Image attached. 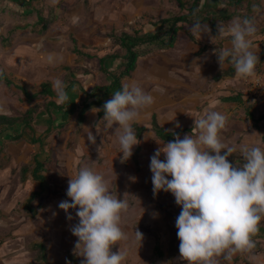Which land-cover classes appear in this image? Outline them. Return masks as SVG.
I'll list each match as a JSON object with an SVG mask.
<instances>
[{
  "label": "crops",
  "instance_id": "crops-1",
  "mask_svg": "<svg viewBox=\"0 0 264 264\" xmlns=\"http://www.w3.org/2000/svg\"><path fill=\"white\" fill-rule=\"evenodd\" d=\"M55 1L56 4H50L58 5L63 2V5L68 6L69 1L72 4L76 2V0ZM145 2L147 1L129 0L128 5L123 8L120 7L118 10L110 9L111 6L109 8L106 5H99V8L96 9L98 10V16H95L93 22H100L104 25V29L106 25L110 26L116 33L123 31L131 32L132 29L127 28L128 24L125 23H130L129 25H131V23L136 22L143 15L147 16L154 11V4H147ZM110 3L112 4V0H110ZM114 4L115 6L118 5L116 1H114ZM79 9L77 10L73 7L74 13H79ZM57 11L54 13L55 21L62 22L64 19L68 21L69 12H66L65 18H62L64 10L57 9ZM72 19L74 20L75 18L72 17ZM184 31L186 29L181 30L178 37L182 33L186 34L189 38V46L183 52L180 51L182 56L179 60L170 57V53L176 50V45L175 48L173 47L174 49L158 50L149 56L140 57L134 71L123 79V85L135 81L146 93L154 97V103L141 111L138 122L133 124V129L136 133V125L145 127L146 131L139 142L151 138L155 146L160 148L166 142L156 137L152 129L153 122H156L168 132L177 133L183 139L185 135L193 134L195 136L198 133L199 130H194L195 119L201 118L207 112L218 111L224 114L228 121L226 128L220 134L223 142L237 148L232 157L229 158V162L234 166L236 164L242 165L245 161L241 160V158L239 159L240 155H242L239 151V145L245 144L264 148V120H259L260 117H264V110L260 108L261 105L264 106V95L259 99L251 98L248 87L241 77H238L236 73L232 77L224 76L231 63L229 59H226L221 70L218 57L214 54L218 51L217 48L213 47L216 40L208 47L203 42V37H194L191 33ZM75 33H77L75 29L65 30L63 33H51L49 35L51 47H42L43 41L36 39V48L40 46L41 50L33 49L35 51L34 56L38 61L35 65V72L34 70H30L28 62L24 63V55L19 53V58H16L14 61L17 63H13V61H11L12 63L6 62L0 73H4L11 78L13 76L21 78L25 85H27L26 82H29L33 87L36 86L33 90L30 89L31 92L39 89L44 83L52 85L53 80L59 78L60 75L61 80L65 84L68 83L69 85V82L73 81V85L67 86L66 89L69 98L73 101V108L69 110V116L66 115V111L57 112L52 109L48 114L44 107H41L37 115L34 124L36 136L39 137L45 134L50 127V134L48 139H46L44 149L42 148L41 150L40 144L31 142L29 136H25L19 141H13L8 138V134L3 135L5 140H10L11 144H8L9 146L0 140V179L8 180L12 175L13 169L17 168L19 173L16 177L21 176L26 181V189H22L24 188L22 186L21 190L18 191L0 186V264H69V238L67 240L55 238L56 241L53 242V237H51L49 243H44L40 240L41 231L44 229L47 231L54 230L56 233L54 235H58L57 232L59 231H66V233L69 231L68 213L59 207V203L63 200L57 194H54L52 188H48L49 183L59 186L61 182H65L68 189L69 179L74 178L80 168L89 167L99 173L101 167L95 163L96 159L92 156L101 146H103L102 149L104 150L102 157H104V162L107 164L105 167L112 169L106 175L109 177L112 173H121V169L116 167L120 154L116 153L115 148L110 147V145H115L113 141L117 139L115 133L116 126L113 125L112 128H106L102 121L104 103L112 97L105 98L102 93H97L94 98H91L89 97V93H91L93 88L103 87L111 82L110 78L101 71L99 58L115 52H121L122 56L125 53L119 47L113 49L111 44L108 46L110 39H106V36H104L105 38H97L94 42L96 46L99 45L96 55L91 53L94 58H89L86 55L81 56L76 53L75 49L85 54H89L90 51H84L79 47L80 35H75ZM111 35L110 33L109 38H111ZM82 37L87 36L83 35ZM65 38L69 40V43L67 42L64 45L63 41ZM198 39L201 41H198ZM223 44L225 45L224 48L231 47V43L229 42H224ZM109 47L114 51L108 50ZM49 56L52 57L51 62L48 59ZM121 63L122 57L118 56L115 59H107L105 67L108 71L115 72L119 70H116V68H120ZM14 64L17 65L15 66ZM56 70H58V73ZM99 71H101L108 81L96 82L97 80L100 81V77L95 78L94 74L98 75ZM221 75L224 77H221ZM85 78L90 82L89 86L93 84L90 87L91 89H88L89 86L84 85L83 81L86 80ZM212 80L215 82L213 83ZM0 83L5 84L4 82ZM46 98L49 101L57 102L55 92L53 97L49 96ZM25 101L27 100L25 99ZM79 101H81L80 105H78ZM98 101H102L103 105L99 104ZM88 103L92 104L91 108L86 111L83 122H79V107ZM2 107H0V115H11L8 108L4 110V106ZM29 107L24 106L23 111L19 110L14 116H20ZM93 108L100 109L101 111L94 113L92 112ZM247 110H252L254 119H251L247 115ZM177 122L181 127H176ZM62 127H68L66 128L65 136L73 137L75 144H72V147L69 146V143H63V145L55 147L53 143L50 144L47 141H51L53 134H57ZM14 130L17 132V130L20 131L21 129L15 128ZM89 131L95 137V144L88 139ZM98 141L102 143L99 144L97 143ZM59 146L62 147L60 148ZM58 149L62 150L57 152ZM53 151L55 152L53 153ZM92 151L95 153L91 154ZM37 154H41L40 160L48 157L50 159L53 158L52 160H48L45 164L44 172L41 173V175L46 177L45 184H41L33 176V170L36 167L34 158ZM88 154L89 156L84 159V156ZM107 168H103L104 171ZM4 176L5 178H2ZM2 180H0V183ZM1 185H3V182ZM24 191H27V193L25 194ZM35 193L39 194L35 203L39 202V199L42 197H45V199L49 200V204L45 210H38V208L33 206L37 211L35 216H33L29 210L28 201L31 195ZM21 194L23 196L19 197ZM21 198L23 200L19 201L18 199L21 200ZM68 198L64 200L69 201ZM16 211L19 212L17 213ZM71 211L70 209L69 212L71 213ZM74 212L73 210L72 213ZM43 213L49 216V221L44 223L41 222ZM260 226L264 228V224L261 225L260 223ZM39 245H44L48 262L41 261ZM260 247V249L252 250L254 254L247 253L246 257L241 253V258H239V253H237L233 256L231 262L234 260L236 263L241 261L244 264H248V262L250 263V258L256 255L258 256L257 260H255L257 263L251 262V264H264V259H260L259 257H264V240L261 241Z\"/></svg>",
  "mask_w": 264,
  "mask_h": 264
},
{
  "label": "clouds",
  "instance_id": "clouds-1",
  "mask_svg": "<svg viewBox=\"0 0 264 264\" xmlns=\"http://www.w3.org/2000/svg\"><path fill=\"white\" fill-rule=\"evenodd\" d=\"M190 32L194 37H202L210 34L211 29L196 21L190 26ZM255 32L250 18L237 17L227 27L217 24L218 35L212 37V42L231 37L230 48L214 53L221 70L229 59L238 77H256L259 57L252 51ZM48 59L51 62L52 57ZM52 87L58 103L69 99L67 85L60 78L53 80ZM153 103L154 97L135 81L124 84L104 103L102 121L106 128L116 126L122 163L140 143L133 124L138 122L141 111ZM99 111L92 109L94 113ZM227 123L224 114L207 112L195 119L194 130H199L195 136L185 135L181 139L173 133L175 139L163 144L151 157L154 193L171 192L181 207L176 228L180 256L187 264H219L221 256L231 262L237 253H251L256 247L253 237L264 220V148L239 145L245 162L234 166L229 157L237 148L224 143L220 135ZM176 127H181L178 122ZM88 139L95 144L91 131ZM162 154L164 160L160 158ZM66 194L71 202L62 201L59 207L68 213L69 220L73 219L69 210H77L79 223L70 230L78 238L74 251L78 254L82 249L79 255L84 257L83 264H122L126 253L113 252L112 248L128 240L120 226L122 215L129 208L128 193L117 198L110 192L105 177L89 167H82L69 179ZM143 238L136 230L135 239L142 241Z\"/></svg>",
  "mask_w": 264,
  "mask_h": 264
},
{
  "label": "rangeland",
  "instance_id": "rangeland-1",
  "mask_svg": "<svg viewBox=\"0 0 264 264\" xmlns=\"http://www.w3.org/2000/svg\"><path fill=\"white\" fill-rule=\"evenodd\" d=\"M114 1L118 3L117 6H115ZM147 4H154V11L152 14H148L147 16L141 17L136 22L134 21L126 27L130 30L132 29H138L140 28V24L151 21L154 19H159L163 17H167L171 13H177L178 8L177 5L174 3L173 0H146ZM262 2V9L257 12V14L254 16L253 22L256 28V32L252 38V51L258 56L260 52L264 49V0ZM33 7H22L20 5V2L18 3V0H0V73L2 72L4 64L6 62L17 63L14 62L15 59L19 58V53H21L24 59V63L28 62V67L30 70H35V65L38 63L37 58L34 56L35 51L33 49H37L38 51L41 50V47L36 48V39H41L42 47L48 46L51 47L50 44V38L49 35L51 33H63L65 30L69 29H75L77 31L76 34L80 35L79 39V47L82 48L84 51H90V53H93L96 55V50H99V45L96 46L94 44L95 40L97 38H105L110 39L111 47L115 49V45L113 44L112 38H109L110 33H116L113 31V28L110 26H105V29L103 28V24L100 22H93V19H95V16L97 15L99 8V5H106L107 7L111 8L112 10H118L120 7H125L129 4V0H112V4L110 3V0H76L74 4L69 1V5L65 6L63 5V2L58 5H52L50 3L56 4L55 0H32ZM102 3V4H101ZM110 4V5H109ZM133 4V3H131ZM74 5V6H72ZM73 7L77 10L79 9V13H74ZM79 7V8H78ZM114 7V9H113ZM116 8V9H115ZM250 7H248L249 9ZM57 9L63 11L62 18H65L66 12H69L68 15V21H65V19L62 22H57L54 19L55 15L54 13L58 12ZM37 11H42L44 17L47 18L49 24L46 32H42V29L40 27H35L34 25L37 23ZM247 11V10H245ZM65 12V13H64ZM81 12V13H80ZM60 16V14H59ZM64 16V17H63ZM98 16V15H97ZM75 18L74 20L72 19ZM237 18V17H236ZM240 19H243L242 17H239ZM92 19V20H91ZM235 19V18H234ZM134 20V19H133ZM92 21V23H90ZM229 23V22H228ZM228 23L223 24L225 27H227ZM124 24V25H125ZM206 24V23H205ZM208 25V24H207ZM131 26V27H130ZM190 26H185L184 29H186L187 32H190ZM96 29V30H95ZM211 29V28H210ZM184 31V32H186ZM113 32V33H112ZM74 35V34H73ZM83 35L87 37H82ZM217 35L213 34L211 31L210 34H204L203 42L205 45L210 47L212 45V37H215ZM93 37V38H92ZM199 37V38H202ZM216 42H214L213 47L219 49H223L225 45L224 42L231 43V37L225 36L224 38H217L215 39ZM198 41H201L198 39ZM64 45L65 43H69V40L65 38L63 41ZM62 42V43H63ZM45 44V45H44ZM189 46V38L186 36V34L182 33L178 37V41L176 44V50L172 51L170 53L171 58H176V60H179L181 58V52ZM47 48V47H46ZM175 48V47H174ZM173 48V49H174ZM110 47L108 48V50ZM111 51H114L110 49ZM179 52V53H178ZM12 65V64H11ZM15 66L17 64H14ZM92 66V65H91ZM90 66V67H91ZM93 67V66H92ZM113 68V67H112ZM119 68H116L118 70ZM257 75L263 76L264 81V65L261 66V68L256 67L255 69ZM58 73V70H56ZM95 78L100 77V81L96 82H102V81H108L107 78L101 73V71L98 72V75L94 74ZM61 79V75L59 77ZM87 78V77H86ZM85 78V79H86ZM13 79L20 83V85H24L25 88L29 92L33 90L34 86L30 85L29 82H26L27 85L23 82L21 78H17L13 76ZM238 79V78H237ZM243 82L247 85L245 78H242ZM250 79V78H249ZM254 79V78H251ZM217 80V79H216ZM30 81V80H29ZM32 81V80H31ZM214 83L215 81L212 80ZM24 83V84H23ZM84 85L89 86L88 79L83 81ZM37 84V83H36ZM102 85V84H101ZM93 84H91L88 89H91ZM31 89V90H30ZM0 107L4 106L5 108H8L9 113L11 115L17 114L19 110L23 111L24 106H34L36 103L43 107L46 101H49L47 98H40L37 101L34 102H28L25 101V98L23 97V93L21 90H17L13 85L7 86L5 84L0 83ZM2 103V104H1ZM81 104V101L78 102V105ZM3 108V107H2ZM81 108V107H79ZM261 109L264 110V106H260ZM69 127V126H68ZM68 127H62L61 130L57 134H53V139L51 141L47 140L50 144H54L55 147L57 145H63V143H69V146L72 147V144L74 143L73 137H66V128ZM48 139V138H47ZM155 139V138H154ZM0 140L4 144H11L10 140H5L3 138V135L0 136ZM76 141V140H75ZM156 141V140H155ZM115 145L113 144L110 147L115 148L116 153L120 154V157L118 158V161L116 162V167L121 169L120 174L112 173L109 177L106 175V173L109 174V170H112L111 168L105 167L107 164L104 162V157H102V154L104 153V150L102 149L103 146L99 147V151L97 150L92 157L96 159L95 163L101 167V170L99 169V174H101L105 179H107L110 187V192L116 196L117 198H123V195L125 193H128L126 199L129 205L127 213L122 215L121 219V228L122 230L127 234L128 240L120 242V245H115L112 248L113 252L118 253L119 250L126 253V258L124 261H122V264H187L186 261L181 259L180 252H179V238L177 236L178 229L176 228V218L179 216L181 212V207L176 203L175 197L171 192H165L160 191L158 193H154L153 191V184H152V172L150 170V163H151V157L154 155L155 151L158 149L155 146L154 141L150 138L146 139L145 141H141L140 144L134 146L133 148V154L132 156L125 162H121V158L123 154L121 153V146L119 144L118 138L113 141ZM101 144L102 142H97ZM60 148L62 146H59ZM162 147V145H161ZM62 150V149H61ZM61 150H57V152H60ZM55 151H53L54 153ZM89 156H84V159ZM162 160L165 159L163 154L160 157ZM244 160L243 156L240 155L239 159ZM51 158L50 160H52ZM103 168H107L104 169ZM94 171V170H93ZM11 177L6 179H0L3 182V185L6 188L14 189V190H21V187L23 186L25 188V179L23 177H16V175L19 173V170L13 169L11 172ZM130 177H134L135 179L132 180ZM2 178H5L2 177ZM16 178V179H15ZM171 179V177H168ZM112 180V181H111ZM49 183V182H48ZM62 185V186H61ZM61 185H54L49 183L48 188H52L54 191V194H57L59 197L62 198L63 201L66 199L67 196V188L66 183L61 182ZM59 187V189H58ZM62 190V191H60ZM11 191V190H10ZM13 191V190H12ZM26 194L27 191H24ZM21 194L19 197H22ZM67 196V197H66ZM12 199V198H11ZM69 202H71L70 198ZM8 200V199H7ZM19 201H22L23 198L18 199ZM45 199V197H42L39 199V202H36L33 206L38 208V210H45L47 205L49 204V200ZM39 205H38V204ZM75 212L72 213L71 216L73 217L72 220H69V231L65 232H57L55 231H47L43 230L40 234L41 241L44 243H49L51 241V237H53L52 241L55 242L58 238L67 240L69 238V264H83L84 257L79 255L82 253V249L79 250V253H75V243L77 242L78 238L75 237L72 232L71 228L79 223V217L76 215V209H71ZM17 213L19 211H16ZM19 215V214H18ZM41 222H47L49 221V216L46 215V213H43ZM61 218V216H59ZM63 218V217H62ZM64 219V218H63ZM29 220V219H28ZM261 224H264L261 222ZM138 230L143 235L142 241H137L135 239V232ZM174 240V241H173ZM160 241L161 243V250L163 252V257L160 258L157 256V253L155 251L156 243ZM1 244V240H0ZM177 247V248H175ZM261 248V247H260ZM259 248V249H260ZM51 250V248H49ZM256 250V248H254ZM264 249V248H263ZM257 253V252H256ZM255 253V254H256ZM243 256L246 257L247 253H242ZM251 254H254L251 252ZM258 255V254H257ZM63 256V255H59ZM257 257L254 256L253 258H250L251 262L257 263ZM260 259H264L263 256H259ZM239 258H241V253H239ZM219 264H234L236 263L234 260L232 262L224 260V258L221 256L218 258ZM259 261V260H258ZM236 264H244L241 261H239ZM261 264V263H260Z\"/></svg>",
  "mask_w": 264,
  "mask_h": 264
},
{
  "label": "trees",
  "instance_id": "trees-1",
  "mask_svg": "<svg viewBox=\"0 0 264 264\" xmlns=\"http://www.w3.org/2000/svg\"><path fill=\"white\" fill-rule=\"evenodd\" d=\"M177 5L178 12L171 13L167 17L154 19L140 24V28L133 29L131 32L123 31L121 33H113L111 38L113 44L124 51L125 55H121V52H115L109 54L105 57L99 58L100 69L104 72L111 80L110 84L103 87L93 88L89 97L94 98L97 93H102L105 98H110L116 92L122 89L123 79L128 77L132 71L137 66V62L140 57L149 56L158 50H166L175 47L178 40V35L185 26L192 25L196 21H200L203 24H208L211 28L213 34L217 33V24H226L236 17L250 18L254 19V16L262 9V0H173ZM22 7H33L32 0H18V3ZM223 5V7H221ZM248 7H250L248 9ZM247 10V11H245ZM42 11H37L38 21L34 25L35 27H40L42 32H46L48 28V20L44 18ZM75 42V40H73ZM76 53L81 56H87L89 58H94L91 53L85 54L78 49H75ZM119 53V54H118ZM122 57V63L118 71H108L105 67V62L107 59H115L116 57ZM96 57V56H95ZM264 64V49L261 51L259 56V61L256 67L261 68ZM235 68L231 64L229 69L224 73V76H234ZM221 75V77H224ZM0 82H4L7 86L13 85L17 90H21L25 99L29 102H34L40 98L53 97L54 92L52 90V85L50 83L42 84L39 89L34 92H29L24 85L16 83V81L9 77L8 75L2 73L0 74ZM67 86L73 85V81L66 84ZM69 88V87H68ZM43 106L46 112L49 114L50 110H56L57 112L66 111V115L69 116L70 109L73 108V101L69 98L64 103H57L56 101H46ZM102 104V101H98ZM97 102V104H98ZM91 103L84 104L80 108L79 112V122H83L85 118V113L89 108H91ZM103 105V104H102ZM67 108H69L67 110ZM41 107L36 103L34 106L29 107V109L21 114L20 116L14 115H0V136L7 135L10 140L19 141L25 136L31 138V142L35 144H40L41 150L45 148L46 139L50 134V127L45 134L41 136H36L34 129V124L37 115ZM103 111V110H102ZM247 115L254 119L252 110H247ZM259 120H264V117H260ZM51 126V125H50ZM15 128L21 129L17 132ZM136 136L138 141L141 140L142 135L146 131L143 126H135ZM152 129L156 137L163 142H171L175 139L173 133L164 130L156 122L152 123ZM177 134V133H175ZM178 135V134H177ZM230 158V157H229ZM36 167L33 170V176L35 180H38L41 184H45L46 177L41 175L45 170V164L50 160L46 158L41 159V154L35 155ZM230 161V159H229ZM39 196L38 193L32 194L28 201V206L31 214L35 216L36 210L33 205L35 204L36 198ZM263 225V224H261ZM256 243V249L260 248L261 241L264 240V228L259 225L258 233L253 237ZM174 241V240H173ZM41 251L40 258L43 262H48L46 249L44 245H39L38 247ZM162 246L160 241L156 243L155 251L157 256L162 258L163 252L161 250ZM177 248V247H175Z\"/></svg>",
  "mask_w": 264,
  "mask_h": 264
},
{
  "label": "built area",
  "instance_id": "built-area-1",
  "mask_svg": "<svg viewBox=\"0 0 264 264\" xmlns=\"http://www.w3.org/2000/svg\"><path fill=\"white\" fill-rule=\"evenodd\" d=\"M251 98H262L264 95V81L262 75H256L254 79L245 78Z\"/></svg>",
  "mask_w": 264,
  "mask_h": 264
}]
</instances>
